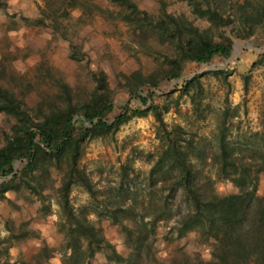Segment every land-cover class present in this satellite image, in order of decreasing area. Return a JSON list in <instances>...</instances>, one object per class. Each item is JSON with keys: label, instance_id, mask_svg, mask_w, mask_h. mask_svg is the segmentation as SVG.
I'll return each mask as SVG.
<instances>
[{"label": "trees", "instance_id": "trees-1", "mask_svg": "<svg viewBox=\"0 0 264 264\" xmlns=\"http://www.w3.org/2000/svg\"><path fill=\"white\" fill-rule=\"evenodd\" d=\"M109 1L120 7L119 18L134 24L141 35L157 34L161 42H168L172 55L166 56L163 69L147 75L134 70L127 75L125 91L131 98L138 97L141 103L127 99L113 117H109L113 110V91L108 87L104 73L96 77V87L90 98L80 103L70 101L69 87L62 83L58 97L46 101V105H43L44 101L39 103L37 116L32 115L25 102L26 91L0 82V112L15 118L10 132L4 135L0 145V177H5L0 181V197L9 190H17L22 181L42 201L45 200L41 186L37 189L29 181L23 180V176L37 170L47 174L50 166L60 168L59 162L65 159L66 165L60 170L61 181L55 190V200L63 225H66L65 245L70 249L66 264H93L95 254L103 247L110 249L100 264H132V255L123 257L105 240L101 229L85 212L77 213L74 210L70 188L73 184L79 185L96 198L90 176L84 167L78 165L84 140L114 135L122 124L133 117L151 113L157 122L155 135L160 147L157 152L140 153L134 158L151 163L147 173L148 184H160L164 190L167 189L164 202L167 203L173 196L176 198L172 199L174 201L168 209L169 216L177 215L171 232L180 237L187 231H198L210 253L209 259L203 260L182 252L155 264H264V193L258 192L260 178L264 177V97L259 130H250L247 134L238 129L232 136L227 134L226 110L218 120L212 144L209 145L204 141L207 136L192 129V122L188 119L184 122L187 125H168L163 114L170 112L171 107L155 103L151 91L163 80L181 77L184 66L189 62L204 63L215 56L228 57L236 37L246 39L258 31L264 36V0H184L195 16L209 22L210 26L204 29L195 26L185 16L168 13L163 2L161 13L153 18L132 0ZM78 6L85 8V1L42 0L41 14L34 19V24L59 31L63 19ZM235 20L239 22V28L227 31L226 28ZM255 63H264V52L259 54ZM0 68V78H4L5 67L2 64ZM206 72L224 81L230 75V71L224 69L201 71L177 85L180 93L175 100L188 95L198 121L206 118L201 110L204 90L201 76ZM246 84L247 81L244 82ZM143 87L148 90L146 95L139 91ZM244 88L247 90V86ZM148 100L151 102L148 103ZM174 110H177V105ZM206 156L211 158L213 176L230 182L234 186L233 191L224 194L216 192L212 177L203 173ZM17 162H20L18 167ZM121 168L119 185L116 193H113V203H117V206L110 211L118 223L123 219V215H118V209L135 198L132 186L121 188L129 178L130 164L126 162ZM107 200L105 203L111 206L109 197ZM128 208L133 207L129 205ZM137 221L139 223L134 231H127L128 238H134L137 251L150 253L152 246L147 237L153 228L148 226L143 214ZM4 227L8 234L0 235V264H14L11 247L17 240L37 237V234L24 225L16 228L5 222ZM49 255V248L42 245L35 257L36 260H44Z\"/></svg>", "mask_w": 264, "mask_h": 264}, {"label": "rangeland", "instance_id": "rangeland-1", "mask_svg": "<svg viewBox=\"0 0 264 264\" xmlns=\"http://www.w3.org/2000/svg\"><path fill=\"white\" fill-rule=\"evenodd\" d=\"M83 1L86 7L72 9L60 23L61 30L54 31L48 26L34 24V19L41 14L42 0H0V67L2 64L5 67L4 78H0V82L26 91L25 102L34 116H37L39 103L44 101L43 105H46V101L60 94L62 83L69 87L72 103L88 100L96 87V77L104 73L108 87L113 91V110L109 114L113 117L127 99L141 103L138 97L131 98L125 91L127 75L134 70L147 75L163 69L166 56L172 55L171 45L161 42L157 34L141 35L134 24L119 18L118 5L109 0ZM132 1L153 18L161 13L163 2L168 13L185 16L200 29L210 26L207 20L194 15L184 0ZM238 25L235 20L226 29L236 30ZM262 52L264 36L259 31L246 39L236 37L228 57L215 56L204 63L189 62L184 66L181 77L163 80L157 88H151L155 103L171 107L170 112L163 114L165 122L168 125H187L184 122L188 119L192 122V129L207 136L204 141L209 145L212 144L218 120L226 110L227 134L232 136L238 129L247 134L250 130H259L264 97V63L255 61ZM218 69L230 71V75L227 81L210 72L201 76L204 89L201 110L206 118L198 121L188 95L175 100L180 93L177 85L201 71ZM139 91L142 95L148 92L146 87ZM191 92L194 93V90ZM176 105L179 111L174 110ZM14 122L13 116L0 112V145ZM156 125L155 118L148 113L122 124L114 135L84 140L78 165L84 167L90 176L96 198L83 187L73 184L70 188L71 203L77 213H86L101 229L105 240L123 257L132 255V264H155L182 252L207 260L210 253L198 231L190 230L180 237L171 232L177 215L169 216L168 209L172 206V199L176 198L173 196L167 203L164 202L167 189L164 190L160 184H148L147 173L151 163L134 158L140 153L157 152L160 141L155 135ZM126 162L130 164L129 178L121 188L132 186L135 198L118 209V215H123L118 223L110 211L117 206L113 203V193H116L121 167ZM65 165V159H61L60 168L52 165L47 174L37 170L23 176V180L37 189L41 186V194L46 198L43 201L22 181L17 190H9L0 197V235L8 234L5 222L16 228L24 225L37 234V237L19 239L11 247L14 264H66L68 261L70 249L65 245L66 225H63L55 200V190L61 181L60 170ZM18 166L20 162L16 163ZM202 169L205 175L212 177L216 192L224 194L234 190L230 182L213 176L214 167L209 156H206ZM4 179L0 177V181ZM258 192L264 193V177L260 178ZM108 197L111 206L105 203ZM129 205L133 208L129 209ZM141 214L148 226L153 228L147 237L152 246L150 253L137 251L134 238H128L127 231H134ZM42 245L49 248L50 255L47 259L36 260L35 255ZM108 249L110 247H103L97 251L93 264L104 261Z\"/></svg>", "mask_w": 264, "mask_h": 264}]
</instances>
